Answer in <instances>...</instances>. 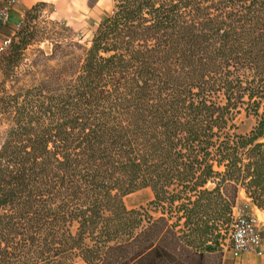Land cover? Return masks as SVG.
<instances>
[{
  "label": "trees",
  "instance_id": "1",
  "mask_svg": "<svg viewBox=\"0 0 264 264\" xmlns=\"http://www.w3.org/2000/svg\"><path fill=\"white\" fill-rule=\"evenodd\" d=\"M114 1L24 84L27 35L0 56V264H221L238 189L264 211V0Z\"/></svg>",
  "mask_w": 264,
  "mask_h": 264
},
{
  "label": "rangeland",
  "instance_id": "2",
  "mask_svg": "<svg viewBox=\"0 0 264 264\" xmlns=\"http://www.w3.org/2000/svg\"><path fill=\"white\" fill-rule=\"evenodd\" d=\"M17 1L18 0H15L13 3L8 4L6 0H0V9L6 6L9 11L10 6L14 5ZM114 3V0L36 1L23 12V16L19 22L9 24L7 23L8 20L4 23L0 20V39L2 37H9L11 40V46H9L5 53H8L12 45L20 40L18 36L20 32L26 34L30 39V44H28L23 51L22 59L14 69L12 79L19 85L29 81L30 77L26 75L25 71L29 69L31 62L38 58L37 50H41L45 55H49L55 44H59L64 48L72 42H77L80 47L76 48L74 51L78 55H81L83 49L89 46L95 28L101 22L103 16L110 14ZM34 4H39V6L26 15V12ZM51 63H53V61H51ZM2 78L3 76L0 72V81ZM10 83V81L6 83V88L8 90ZM235 123L237 126L236 132L238 134H248L256 126L257 117L251 113H247L244 109H240L235 117ZM260 140H262V138ZM208 185L211 186V184ZM240 189L241 188L238 189L235 203L244 205L243 201H245V199L242 192L239 195ZM152 199L153 194L148 187L140 188L125 195L123 198L127 208L147 206V203ZM227 236L228 229L222 240L223 246L225 245L224 243ZM222 250L223 256V247Z\"/></svg>",
  "mask_w": 264,
  "mask_h": 264
},
{
  "label": "built area",
  "instance_id": "3",
  "mask_svg": "<svg viewBox=\"0 0 264 264\" xmlns=\"http://www.w3.org/2000/svg\"><path fill=\"white\" fill-rule=\"evenodd\" d=\"M8 4L15 0H6ZM0 20L2 23L8 20L6 6L0 9ZM10 38L0 39V56L10 46ZM223 246L224 251H230L233 259H239L243 254L261 256L264 254V220L249 213L246 205L234 203L231 209V221L228 229V236Z\"/></svg>",
  "mask_w": 264,
  "mask_h": 264
},
{
  "label": "crops",
  "instance_id": "4",
  "mask_svg": "<svg viewBox=\"0 0 264 264\" xmlns=\"http://www.w3.org/2000/svg\"><path fill=\"white\" fill-rule=\"evenodd\" d=\"M36 1L44 0H18L14 5L10 6L8 11V22L9 24H15L20 21L23 16V12ZM244 195L245 201L243 204L246 205V209L249 213L255 215L258 220H264V211L258 209L250 199L246 196L243 189L239 190V195ZM240 198V197H239ZM238 198V200H239ZM70 264H85L81 259L77 258ZM221 264H264V254L256 256L253 254H243L239 259H233L230 251L225 250L222 256Z\"/></svg>",
  "mask_w": 264,
  "mask_h": 264
}]
</instances>
